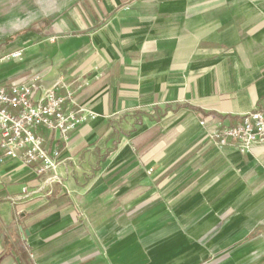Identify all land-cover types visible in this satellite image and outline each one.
I'll return each mask as SVG.
<instances>
[{
    "label": "crops",
    "instance_id": "crops-1",
    "mask_svg": "<svg viewBox=\"0 0 264 264\" xmlns=\"http://www.w3.org/2000/svg\"><path fill=\"white\" fill-rule=\"evenodd\" d=\"M0 82L96 113L42 128L56 172L0 165V264H264V0H0ZM7 42V41H6ZM205 124H202V122ZM26 188V191L24 190Z\"/></svg>",
    "mask_w": 264,
    "mask_h": 264
},
{
    "label": "built area",
    "instance_id": "built-area-1",
    "mask_svg": "<svg viewBox=\"0 0 264 264\" xmlns=\"http://www.w3.org/2000/svg\"><path fill=\"white\" fill-rule=\"evenodd\" d=\"M21 50L4 55L0 62L22 58ZM42 76L39 74L5 85L0 82V165L7 158L34 166L39 174L56 172L60 164V150L49 151L42 128L50 129L64 139L96 113L85 106L66 108L74 103L73 91L59 93L63 82L38 96ZM202 124H205L203 121ZM218 147L234 146L248 152L257 143H264V112L256 109L242 117L236 125L217 128L212 134ZM26 191V188L24 189Z\"/></svg>",
    "mask_w": 264,
    "mask_h": 264
},
{
    "label": "rangeland",
    "instance_id": "rangeland-1",
    "mask_svg": "<svg viewBox=\"0 0 264 264\" xmlns=\"http://www.w3.org/2000/svg\"><path fill=\"white\" fill-rule=\"evenodd\" d=\"M1 15H0V20H1ZM6 32V28L5 27H2L1 26V28H0V34H3V33H5ZM12 39H14V38H8V39H2V38H0V48H2V47H4V45H6L7 44V42L8 41H11ZM7 41V42H6ZM8 53H3L2 55L4 56V55H7ZM3 56H1V57H3Z\"/></svg>",
    "mask_w": 264,
    "mask_h": 264
},
{
    "label": "trees",
    "instance_id": "trees-1",
    "mask_svg": "<svg viewBox=\"0 0 264 264\" xmlns=\"http://www.w3.org/2000/svg\"><path fill=\"white\" fill-rule=\"evenodd\" d=\"M10 41H8L7 43H9Z\"/></svg>",
    "mask_w": 264,
    "mask_h": 264
}]
</instances>
